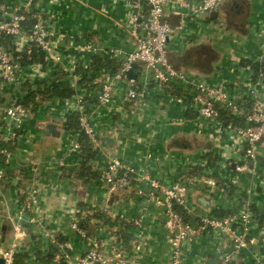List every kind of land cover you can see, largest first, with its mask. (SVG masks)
<instances>
[{"label":"crops","instance_id":"crops-1","mask_svg":"<svg viewBox=\"0 0 264 264\" xmlns=\"http://www.w3.org/2000/svg\"><path fill=\"white\" fill-rule=\"evenodd\" d=\"M132 4L133 0H39L40 9L53 17L51 29L60 50L74 53L87 42L102 54L110 48L131 50L135 44L129 23ZM172 4L167 18L176 26L180 16L171 13ZM263 21L264 0H226L220 9L189 19L169 38V58L186 73L210 84L225 83L234 95L241 96L240 81L252 67L245 62L261 61L263 40L257 32ZM94 54L85 53L81 59L85 66ZM136 69V81L141 85L145 70L142 66ZM100 80L95 81L96 86ZM130 84L127 80L118 84L112 108L89 107L101 144L99 156L90 161L97 175L86 184L65 172L76 171L81 163L80 152L72 150L77 133L67 129L76 114L69 106L75 95L26 106L29 113L13 141H4L8 123L0 114L2 145L11 152L9 158L0 157V258L13 244L12 220L35 174L39 191L33 212L64 245L68 259L63 264H72L84 255L91 239L105 242L108 250L122 248L134 257L132 264H172L164 207L138 192H147L152 180L164 184L181 180L189 187L192 208L188 219L227 215L248 206L259 223L245 251L234 250L222 233L204 234L183 246L181 264H209L210 259V264H221L225 253L232 254L229 264H259L255 256L264 253V142L259 145V157L249 159L233 145L226 130L235 123L226 124L221 114V130L212 123L202 126L196 111L187 106L185 89L151 79L145 100L135 105L126 100ZM29 85L0 81V108L19 103L28 94ZM96 86L78 85L75 94L88 98ZM260 95L264 98V87ZM239 100L250 107L245 99ZM113 157L137 168L131 185L114 188L102 177L106 161ZM158 195L163 197L160 192ZM76 209L80 224L96 212L105 216L86 223L91 227L84 229L88 238L71 227ZM142 212L143 226L137 228L131 219ZM28 227L29 235L18 243L17 250L24 254L23 262L47 264L56 259L57 247L49 237L41 234L37 224Z\"/></svg>","mask_w":264,"mask_h":264},{"label":"built area","instance_id":"built-area-1","mask_svg":"<svg viewBox=\"0 0 264 264\" xmlns=\"http://www.w3.org/2000/svg\"><path fill=\"white\" fill-rule=\"evenodd\" d=\"M226 0H183L173 3V0H133L132 12L129 23L132 26L131 34L135 44L131 50L110 48L104 53L120 61L119 69L114 73H104L96 89L90 95L74 94V100L70 103V109L78 115V123L81 130L90 138L93 145L98 148L100 139L94 127L90 109L95 107L112 108L113 97L118 84L124 80L131 84L126 90V100L133 101L135 105L141 104L147 95L150 80L166 85L179 86L186 90L183 96L187 106L196 111L197 119L203 126L212 123L217 130L224 126L221 110L226 109L235 116L245 115V125H227L231 142L238 146L247 158L256 160L259 153V145L264 142V98L260 95L264 87V71H255L248 67L242 76L240 86L242 95H234L225 83L210 84L204 80L186 73L176 67L169 58V38L183 26L189 19L207 15L220 9ZM172 4L171 13L180 16L178 25L173 26L168 21L167 8ZM186 8V10H184ZM34 17L32 25L26 21ZM52 15H47L39 7V0H0V81L13 84H30L33 89L44 88L45 84H37L38 81L55 78L57 68L67 71L77 88L80 78L75 75V69L85 53H99V48L93 43H85L79 46L77 53L60 50L58 40L54 38L51 29ZM258 36L263 42L260 46L261 62L264 61V21L258 30ZM8 42V44L6 43ZM34 47L44 56V62L33 61ZM23 54L30 60L23 62ZM139 66L144 67L145 82L137 84L136 79H129L126 72ZM150 75V76H149ZM35 85L37 87H35ZM243 98L250 107L243 106L239 99ZM29 109L22 103H14L0 108V114L7 117L6 142L15 140L22 129L24 118ZM78 137V133H77ZM0 138V157L9 158L11 152L2 145ZM73 151L80 150L78 138L75 140ZM238 150V149H237ZM238 170H241L238 167ZM137 168L124 164L119 158H109L103 168L102 177L114 188L127 187L137 177ZM33 182L23 191V200L13 218V244L1 252L3 264H14L18 250V243L29 235L28 225L37 224L41 234L49 237L57 247L56 259L47 264H63L68 259L64 245L55 237L53 231L47 229L42 221L33 212L38 187ZM139 194H146L156 203L164 207V227L167 231V240L171 250L172 264H181L183 246L194 242L204 234L222 233L231 240L236 251H245L250 247L252 234L259 229L255 214L248 206H244L237 212L227 215L206 214L201 217H185L191 211L189 200V187L181 180L172 183H160L152 180L147 192L139 189ZM159 192L163 197H159ZM79 209L75 210L71 220V227L82 237L88 238L86 231L80 226ZM145 213L142 212L131 219L137 228L143 226ZM232 254L222 255L221 264H229ZM264 253L257 257L256 262H263ZM133 256L127 255L122 248L108 250L106 243L98 239H91V244L84 255L72 264H132ZM41 264V263H37Z\"/></svg>","mask_w":264,"mask_h":264},{"label":"trees","instance_id":"trees-1","mask_svg":"<svg viewBox=\"0 0 264 264\" xmlns=\"http://www.w3.org/2000/svg\"><path fill=\"white\" fill-rule=\"evenodd\" d=\"M34 22V17H30L26 23L27 25H32ZM1 41H5L6 39L0 38ZM8 44V42H6ZM23 62L28 63L30 60L26 57V54H23ZM33 61H41L44 62L43 54L38 50V48L34 47L32 58ZM246 64L252 65L255 71H264V61H251L247 60ZM120 61L116 58H112L107 54L96 53L92 56L90 63L88 66H85L84 62L80 60L78 63L74 74L78 75L80 78L77 81V85L79 86H88L95 87V81L103 77L104 73H114L120 67ZM55 78L48 81L44 79L42 81H38L37 84H45L44 88L33 89L31 85L28 86L29 92L25 98H23L20 102L28 106L30 104H38L40 102H44L50 100L52 98H60L65 99L72 97L77 89L71 83V75L64 71L62 68H57L55 71ZM221 114L223 115V119L225 123H235L239 125L245 124V115L243 116H235L231 114L228 110L222 109ZM67 129L74 130L78 133V140L80 143V156L81 163L79 168L76 171H71L70 169H66L65 172L67 175H75L76 178L81 179L85 184L89 182L92 178L96 177L97 172H95L91 166L90 161L99 156V150L93 145L90 138L81 130L78 123V115L74 114L70 121L67 123ZM187 214L185 213V217ZM105 217L102 212H96L90 216H88L84 221L82 220L80 226L85 229H91V227H87V222L90 223L92 218H102ZM262 223L264 224V219L261 218ZM90 225V224H89ZM57 248H54V250ZM24 254H17L15 258L14 264H26L23 262ZM47 261H50L48 259Z\"/></svg>","mask_w":264,"mask_h":264},{"label":"water","instance_id":"water-1","mask_svg":"<svg viewBox=\"0 0 264 264\" xmlns=\"http://www.w3.org/2000/svg\"><path fill=\"white\" fill-rule=\"evenodd\" d=\"M213 16H216V12L212 13ZM138 69L136 68H133V69H130L126 72V75L129 79H136L138 77ZM211 261H213V259H210L208 262L209 264L211 263ZM4 263V259L3 257L0 258V264H3Z\"/></svg>","mask_w":264,"mask_h":264}]
</instances>
